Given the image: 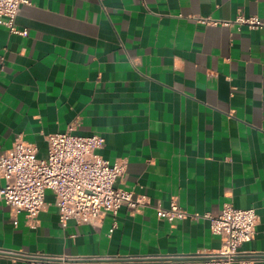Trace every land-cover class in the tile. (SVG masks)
<instances>
[{"label": "crops", "instance_id": "crops-1", "mask_svg": "<svg viewBox=\"0 0 264 264\" xmlns=\"http://www.w3.org/2000/svg\"><path fill=\"white\" fill-rule=\"evenodd\" d=\"M28 1L14 19L25 35L0 24V153L22 140L44 158L50 134H97L100 155L123 163L115 186L148 204L62 227L47 190L31 227L0 200V264H61L12 256L36 251L177 264L165 258L217 250L208 220L157 217L172 199L192 215L255 209L239 260L264 264V26L222 24L264 22V0Z\"/></svg>", "mask_w": 264, "mask_h": 264}, {"label": "built area", "instance_id": "built-area-1", "mask_svg": "<svg viewBox=\"0 0 264 264\" xmlns=\"http://www.w3.org/2000/svg\"><path fill=\"white\" fill-rule=\"evenodd\" d=\"M28 0H0V24L11 32L25 35L14 25V19L22 4ZM223 25H246L250 29L264 26L258 17L237 16ZM72 127L62 133L50 134L47 139V155L37 156L35 145L19 140L12 147L0 153V200L9 206L11 219L16 224L17 215L24 213L31 227L37 226V216L45 208V193L54 195V205L58 212L59 225L64 227L68 220L96 227L106 213L116 214L121 207L138 212L148 204L144 196L134 197L129 190L115 186L123 172V163H110L99 151L104 138L91 134L82 136L72 133ZM158 218L198 219L209 221L210 231L220 238V247L208 254L166 257L183 264L185 261H200L203 264H248L239 260L240 246L251 241L257 224L255 209L237 208L231 203H223L214 212L202 215L189 214L182 209L176 199L168 208L156 207ZM13 259L27 261H56L61 264H93L106 261L128 262L132 259H110L103 257H56L40 251L15 253ZM138 260V259H137Z\"/></svg>", "mask_w": 264, "mask_h": 264}]
</instances>
